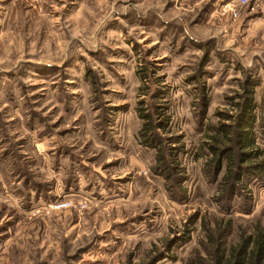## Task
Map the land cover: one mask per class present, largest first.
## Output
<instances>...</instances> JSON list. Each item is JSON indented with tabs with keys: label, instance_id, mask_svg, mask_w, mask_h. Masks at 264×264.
<instances>
[{
	"label": "rangeland",
	"instance_id": "rangeland-1",
	"mask_svg": "<svg viewBox=\"0 0 264 264\" xmlns=\"http://www.w3.org/2000/svg\"><path fill=\"white\" fill-rule=\"evenodd\" d=\"M235 1L0 0V264L264 249V172L227 196L209 162L248 82L264 115V0Z\"/></svg>",
	"mask_w": 264,
	"mask_h": 264
},
{
	"label": "trees",
	"instance_id": "trees-1",
	"mask_svg": "<svg viewBox=\"0 0 264 264\" xmlns=\"http://www.w3.org/2000/svg\"><path fill=\"white\" fill-rule=\"evenodd\" d=\"M248 84L243 88L244 95L238 97L240 102L234 105L235 115H225V120L229 123L211 127L214 131V136L211 137L213 145L210 147L213 156L209 162L212 164L213 176L216 177L223 169L225 170L220 184L223 185L222 192L224 190L227 196L235 195L236 186L244 177L260 178L264 172V151L255 147L258 138L256 127L264 129V115L258 124L255 113L258 107L253 98V88L256 85H251L249 82ZM153 131L151 123H144L140 136L145 146H151L154 139ZM248 244V241H245L237 249L232 250L230 252L232 257L225 260V264H244L245 257L249 255ZM214 248L213 252L207 250L212 255V264H222L224 255L219 252L221 246L215 244ZM263 252L262 244H258L251 252L252 258L249 264H262ZM199 257L198 262L189 264H210L203 256L199 255Z\"/></svg>",
	"mask_w": 264,
	"mask_h": 264
},
{
	"label": "built area",
	"instance_id": "built-area-1",
	"mask_svg": "<svg viewBox=\"0 0 264 264\" xmlns=\"http://www.w3.org/2000/svg\"><path fill=\"white\" fill-rule=\"evenodd\" d=\"M249 0H236L232 5L231 7H229L227 9V11L234 17L236 18L238 16V7L242 6V5H245L246 3H248ZM225 11V12H227Z\"/></svg>",
	"mask_w": 264,
	"mask_h": 264
}]
</instances>
